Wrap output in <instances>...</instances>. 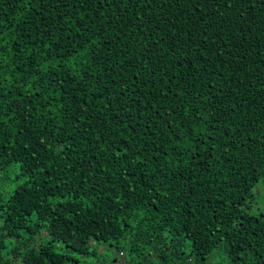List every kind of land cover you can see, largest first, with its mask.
<instances>
[{
	"label": "trees",
	"instance_id": "16d2710c",
	"mask_svg": "<svg viewBox=\"0 0 264 264\" xmlns=\"http://www.w3.org/2000/svg\"><path fill=\"white\" fill-rule=\"evenodd\" d=\"M261 180L264 0H0V264H264Z\"/></svg>",
	"mask_w": 264,
	"mask_h": 264
},
{
	"label": "rangeland",
	"instance_id": "374dc122",
	"mask_svg": "<svg viewBox=\"0 0 264 264\" xmlns=\"http://www.w3.org/2000/svg\"><path fill=\"white\" fill-rule=\"evenodd\" d=\"M253 199L250 200V212L257 214L259 212L264 213V181H260L258 185L253 189ZM120 256H122L120 254ZM122 257H120V260Z\"/></svg>",
	"mask_w": 264,
	"mask_h": 264
}]
</instances>
